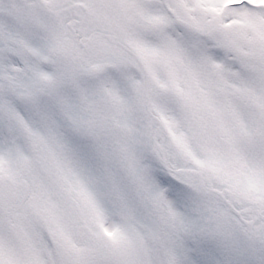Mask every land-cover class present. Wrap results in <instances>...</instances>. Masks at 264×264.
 <instances>
[{"label": "snow or ice", "instance_id": "1", "mask_svg": "<svg viewBox=\"0 0 264 264\" xmlns=\"http://www.w3.org/2000/svg\"><path fill=\"white\" fill-rule=\"evenodd\" d=\"M0 264H264V0H0Z\"/></svg>", "mask_w": 264, "mask_h": 264}]
</instances>
